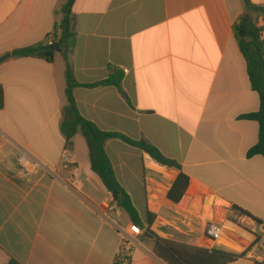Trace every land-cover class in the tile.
<instances>
[{"label": "crops", "instance_id": "1", "mask_svg": "<svg viewBox=\"0 0 264 264\" xmlns=\"http://www.w3.org/2000/svg\"><path fill=\"white\" fill-rule=\"evenodd\" d=\"M67 1L0 0V264H112L132 223L92 170L82 133L71 144L62 133L68 106L62 55L52 63L11 55L56 42ZM250 2L264 8V0ZM73 10L76 81L95 84L114 69L124 72L121 91L74 89L80 114L102 131L148 140L182 168L163 166L118 139L106 143L145 226L132 264H166L148 229L190 247L247 252L230 264L264 262V225L255 221L264 223V158L247 156L259 125L241 119L259 110L260 98L233 33L245 2L76 0ZM24 153L49 173L20 178ZM181 172L189 186L176 203L168 196ZM212 222L222 229L218 239L207 234ZM256 235L262 241L252 247Z\"/></svg>", "mask_w": 264, "mask_h": 264}, {"label": "trees", "instance_id": "2", "mask_svg": "<svg viewBox=\"0 0 264 264\" xmlns=\"http://www.w3.org/2000/svg\"><path fill=\"white\" fill-rule=\"evenodd\" d=\"M75 1L76 0H68L62 7V19L55 29V35L58 40L54 42V50H47L45 48L49 45L40 44L14 50L11 55L13 58H40L50 63L54 62L57 53L62 55L66 65V96L68 100V106L64 109V121L61 125L62 133L68 144H71L72 139L78 132L82 133L88 145L92 170L100 177L102 183L113 196L118 207L127 213L131 222L144 229V223L130 195L121 186L116 177L113 165L106 153V143L110 140L118 139L129 146L145 152L153 160L163 166L179 171H181L182 168L178 162L167 158L148 140H134L121 133L102 131L96 124L85 119L80 114L74 98V89L78 87L93 88L98 86H114L121 91L124 72L114 69L108 80L95 84L82 85L76 81L74 70L70 62V56L75 47L77 37L75 28L76 18L73 10ZM261 16H264V8L256 6L248 0L245 3V12L233 26L234 36L247 62V70L252 89L260 98V108L257 112L241 116V119L254 121L259 125L258 143L248 151V158L255 156H262L264 158V44L260 41V29L257 27V22ZM4 106L5 93L4 88L0 86V110H2ZM188 186L189 177L181 172L168 198L171 201L179 203L185 195ZM233 211L239 215L250 216L247 212L237 207H234ZM255 221L260 226L264 225L261 220L255 219ZM147 222L148 225L151 226L152 219L150 216ZM147 234L154 236V252L156 256L166 264H230L245 257L247 253L235 255L225 251L190 247L188 245L160 239L149 229L147 230ZM261 241V236L256 235V240L252 244V247L260 244ZM9 264L18 263L11 260ZM260 264H264V262Z\"/></svg>", "mask_w": 264, "mask_h": 264}, {"label": "built area", "instance_id": "3", "mask_svg": "<svg viewBox=\"0 0 264 264\" xmlns=\"http://www.w3.org/2000/svg\"><path fill=\"white\" fill-rule=\"evenodd\" d=\"M257 27L260 29V41L264 44V18L258 20ZM54 44V43H50ZM1 157V153H0ZM64 168L68 169V165ZM35 170H41L45 173H49L44 166L38 162L32 160L27 153H24L19 160V176L26 179L30 177ZM109 209L108 207H105ZM122 239L120 246L116 252L115 258L112 264H132L133 255L137 249L139 239L143 236L144 230L131 223L128 229L122 231ZM207 234L209 237L218 239L222 235V229L219 224L212 222L207 226Z\"/></svg>", "mask_w": 264, "mask_h": 264}, {"label": "water", "instance_id": "4", "mask_svg": "<svg viewBox=\"0 0 264 264\" xmlns=\"http://www.w3.org/2000/svg\"><path fill=\"white\" fill-rule=\"evenodd\" d=\"M243 1L246 3L248 0H243ZM45 49H47V50H54L55 49V44H51L48 47H46ZM8 57H10V56H7L6 58H8Z\"/></svg>", "mask_w": 264, "mask_h": 264}, {"label": "rangeland", "instance_id": "5", "mask_svg": "<svg viewBox=\"0 0 264 264\" xmlns=\"http://www.w3.org/2000/svg\"><path fill=\"white\" fill-rule=\"evenodd\" d=\"M244 2V1H243Z\"/></svg>", "mask_w": 264, "mask_h": 264}]
</instances>
